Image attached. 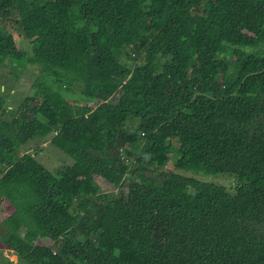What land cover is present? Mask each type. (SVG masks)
<instances>
[{"label": "trees", "instance_id": "16d2710c", "mask_svg": "<svg viewBox=\"0 0 264 264\" xmlns=\"http://www.w3.org/2000/svg\"><path fill=\"white\" fill-rule=\"evenodd\" d=\"M5 62L45 77L13 111L0 96V250L17 264H264V0H0ZM49 135L72 166L11 162ZM126 177V195L101 188Z\"/></svg>", "mask_w": 264, "mask_h": 264}, {"label": "rangeland", "instance_id": "374dc122", "mask_svg": "<svg viewBox=\"0 0 264 264\" xmlns=\"http://www.w3.org/2000/svg\"><path fill=\"white\" fill-rule=\"evenodd\" d=\"M14 39L18 50L22 51L25 55L24 60L28 61L32 58V44L29 40L25 39L20 27L15 23L7 26ZM24 68L19 65H11L5 62L0 68V96L6 98V106L9 110L13 111L24 98L32 97L34 92L33 84L37 79L44 77L41 68L37 65L26 63ZM45 78V77H44ZM50 84L54 82V79H49ZM51 84V85H52ZM69 91L65 92V95L71 100L77 102H83L82 98V84H71ZM114 103V99L111 100ZM91 103V102H90ZM134 123L130 122L127 124V129H133ZM133 131V130H132ZM52 135L47 137H34L23 146H20L11 156V162L17 161L22 155L32 156L39 164L45 169L52 173H56L62 170L64 167L72 166L74 161L69 156L65 155L62 151L52 145ZM177 155H174V160H168L164 171L176 172L174 169V161ZM134 169V168H133ZM180 173L186 174L187 176L198 179L201 182L213 183L216 185L223 186L230 193L233 191L236 185L234 176L231 175H206L201 172L182 171ZM130 181V177H126L123 180V186L119 190H113L110 185L102 183V190L111 193V195L120 196V194H127V185ZM0 232L7 234L5 221L0 213ZM16 258L12 252H3L0 250V264H17ZM22 264V263H19Z\"/></svg>", "mask_w": 264, "mask_h": 264}, {"label": "crops", "instance_id": "0c3cea01", "mask_svg": "<svg viewBox=\"0 0 264 264\" xmlns=\"http://www.w3.org/2000/svg\"><path fill=\"white\" fill-rule=\"evenodd\" d=\"M6 252V251H5Z\"/></svg>", "mask_w": 264, "mask_h": 264}]
</instances>
